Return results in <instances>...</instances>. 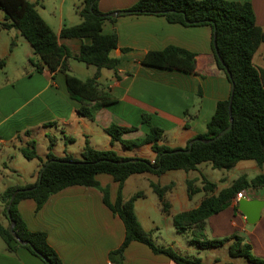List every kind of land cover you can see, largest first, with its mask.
<instances>
[{
  "label": "crops",
  "instance_id": "crops-1",
  "mask_svg": "<svg viewBox=\"0 0 264 264\" xmlns=\"http://www.w3.org/2000/svg\"><path fill=\"white\" fill-rule=\"evenodd\" d=\"M30 1L36 4L41 16L56 32L60 44L78 53L84 43L91 42L90 38H69L61 34L64 27L82 21L77 11L81 0ZM137 1L100 0L98 6L103 13L111 14L126 10ZM235 1L251 2L256 24L264 29V0ZM113 17L116 18L115 22L106 19L102 28L104 33L118 34V48L111 53L120 59L118 73L104 68L98 83L117 101L101 107L95 119L80 114V102L73 99L68 91L66 73L61 70L52 72L47 67L38 71L29 61L30 58L40 61L30 42L19 30L0 26V59L6 61L0 68V193L10 186L35 183L52 141V151L59 157L71 155L80 158L89 140L96 149L114 150L124 157L154 161L157 153L151 143L127 148L121 141L114 140L106 130L113 124L136 126L137 129L126 132L123 138H143L149 129L142 122L144 113L151 115L154 125L165 130L161 144L185 148L190 140L207 131V123L215 113L218 101L231 95L232 84L214 56V31L211 26H184L156 14L123 13ZM5 20V12L0 9V23ZM171 45L195 53L193 70L186 69L189 66L187 60L179 69L150 66L142 62L147 52L163 50ZM123 48L128 50L123 51ZM253 61L264 68V43L256 51ZM70 72L86 80L93 77L96 68L71 59ZM186 112L193 115L189 127H186ZM31 141L36 143L39 157L29 159L32 164L27 169L19 162L20 157L24 156L22 150ZM263 165L260 169H255L256 166L246 167L245 172L255 173L245 174L253 178L264 173ZM214 169L210 162H203L191 171L169 170L161 175L135 173L126 180L123 195L127 199L138 191L145 193L136 200L135 211L142 226L152 232L157 245L171 246L182 255L198 256L205 264H255L244 257H232L229 253L230 242L201 249L190 242L189 232L185 233L187 237L174 225L175 214L198 207L207 195L205 191H199L190 197L188 179L202 186L205 176L217 184L215 193L234 182L233 177L223 172L226 169H219V172ZM206 171L211 174L205 175ZM97 179L102 187L109 189L110 200L114 202L118 195V182L107 173L98 174ZM140 179L145 182L144 187L132 189L131 183ZM151 181L161 185L174 182L173 188L165 195L170 203L169 213L163 211L162 202L151 187ZM246 192L249 199L264 201V188H249ZM103 198V192L97 187L74 185L50 196L39 210H36L37 204L32 198L21 200L18 208L29 229L47 233L50 244L64 264H109L112 262L110 252L124 240L125 226ZM238 201L235 199L226 209L211 215L207 220L206 233L209 238L240 234L252 245L253 253L264 259V208L260 218L250 223L240 211ZM3 208L0 198V219L5 218ZM0 264L45 263L25 248L9 251L0 236ZM122 264L178 263L164 254L155 253L145 243L133 241L126 249Z\"/></svg>",
  "mask_w": 264,
  "mask_h": 264
},
{
  "label": "trees",
  "instance_id": "trees-1",
  "mask_svg": "<svg viewBox=\"0 0 264 264\" xmlns=\"http://www.w3.org/2000/svg\"><path fill=\"white\" fill-rule=\"evenodd\" d=\"M100 0H81L77 11L82 21L73 26L63 28L64 37L90 38L84 43L78 53H74L66 45L60 44L58 36L50 24L41 16L36 4L30 0H0V9L5 12V21L0 23L4 29L15 28L30 42L37 61L30 58L38 71L48 68L52 72L61 70L66 73V83L70 96L80 102L79 112L90 119H95L97 111L104 106L117 101V98L99 86L98 78L104 68L112 69L117 74L120 59L112 56V51L118 48V34L104 33L103 23L106 19L115 22L116 18L103 13L99 9ZM129 14H156L167 18L171 23L184 26L209 25L216 29L218 53L213 51L218 66L224 71L231 84L234 83L232 101L233 127L224 135L210 141H195L190 152L177 151L182 148H172L161 144L165 130L152 123L151 115L144 113L142 122L149 129L143 138L126 140V132L137 129L136 126L123 127L116 124L106 130L114 140H119L127 148L151 143L157 153L154 162L146 158H130L119 155L114 150L94 148L87 140L81 157L71 155L59 157L52 151L54 142L50 144L46 160H44L43 175L35 183L14 185L0 193L3 203V215L7 224L0 219V236L7 248L15 252L25 248L38 256L45 264H64L57 250L50 244L45 231L31 230L27 226L18 204L21 200L32 198L39 210L53 194L74 185L99 188L104 194V203L123 221L125 237L119 247L110 252L113 264H122L125 252L133 241L148 245L155 253L164 254L178 264H205L198 256H186L171 246L157 245L152 232L147 231L140 223L135 202L145 196L138 191L129 198L123 195L126 180L135 173H153L161 175L169 170L182 169L191 171L197 169L203 162H210L215 169H232L243 160H254L258 165L264 164V68L258 67L254 55L264 43V29L256 24L254 8L249 1L235 0H138L130 8ZM14 42L12 43V45ZM127 51L128 48H123ZM222 58L223 62L220 60ZM71 59L79 60L88 66H94L93 77L83 80L70 72ZM189 62L186 69L193 70L195 53L178 46H168L163 50L149 51L142 62L146 65L161 68H182L185 61ZM5 59H0V68L5 65ZM231 76L228 74V70ZM230 98L218 101L215 113L207 123V131L195 138H215L230 123ZM193 115L186 112V127ZM35 141H31L22 150L27 159L38 158ZM190 147L189 143L184 149ZM49 162V163H48ZM161 164V168L156 169ZM100 173H107L118 182L117 199L112 202L109 189L102 187L97 179ZM202 186H197L194 180H187L189 196L199 191H205L206 196L201 204L193 209L181 211L174 215L176 229L181 233L189 232L190 242L201 248L222 246L228 242L232 257H244L255 264H264V259L257 257L252 251V245L240 234L224 238H209L206 233L208 218L226 209L241 191L249 188H264V173L253 178L242 175L218 193L217 184L205 176ZM151 187L158 194L164 212H170V203L166 201V193L173 188L174 182L161 185L151 181ZM35 187V188H34ZM31 188V189H30ZM19 190L11 205V218L7 207L13 193ZM11 220L15 222L17 235L30 244H21L10 233Z\"/></svg>",
  "mask_w": 264,
  "mask_h": 264
},
{
  "label": "water",
  "instance_id": "water-1",
  "mask_svg": "<svg viewBox=\"0 0 264 264\" xmlns=\"http://www.w3.org/2000/svg\"><path fill=\"white\" fill-rule=\"evenodd\" d=\"M123 13H127V10H118V11H115V12L111 13L110 15L117 16V15H120V14H123ZM213 45H214L215 50L218 53L217 39H216V29L214 30ZM219 58L223 62L222 58L221 57H219ZM226 68L228 70L229 76H231V72L229 71L228 67H226ZM234 87H235L234 83H232L231 98H230V108H229V114H230V123H229V125L226 128H224L215 138H210V139L193 138L189 142L190 147L188 149L182 148V149H178L177 151L190 152L191 149H192V145H193V143L195 141L199 140V141H203V142H210V141H212V140L224 135L226 132H228L233 127V121L234 120H233V116H232L231 106H232V101H233ZM45 167H46V165L43 167V169H45ZM159 168H161V164L158 167H156V169H159ZM42 175H43V170L40 173V180L42 178ZM18 192H19V190H16L13 193V195L11 196L10 203H9V205L7 207V213H8V216L10 218H11V205H12V202H13V200H14V198H15V196H16V194ZM245 197L246 198H244V199H239V201H238L239 209L246 216L248 222L255 223L261 216V211L264 208V201L263 200H258V199H249L248 198V194H246ZM9 231H10L11 234H13L19 240V242L21 244H24V245L30 244L28 241L21 239L17 235V233L15 231V222L13 220H11V224L9 226Z\"/></svg>",
  "mask_w": 264,
  "mask_h": 264
},
{
  "label": "rangeland",
  "instance_id": "rangeland-1",
  "mask_svg": "<svg viewBox=\"0 0 264 264\" xmlns=\"http://www.w3.org/2000/svg\"><path fill=\"white\" fill-rule=\"evenodd\" d=\"M19 163H20L21 166L29 169L31 167L32 161L27 159L24 156H21ZM249 166H256L255 169L256 168L260 169L261 168L260 166H262V165H258L254 160H243L236 167L231 169L230 171H228V169H226V170H223V172H225L227 176L233 177L234 179H237L238 177H240L242 175H246L245 173H248L249 175H254L255 172H252V171L245 172V169H248L246 167H249ZM263 169H264V165H263ZM209 170H212V169L210 168ZM214 170H215V172H219V169H214ZM207 171L204 172L205 175L207 173H210V172H207ZM217 174H219V173H217ZM144 185H145V182L142 179H140V180H137L135 182H132L131 183V188L132 189H140V188L144 187ZM1 219H2L3 222H5L7 224V220L5 218H1ZM184 235L188 237L187 234L184 233Z\"/></svg>",
  "mask_w": 264,
  "mask_h": 264
},
{
  "label": "built area",
  "instance_id": "built-area-1",
  "mask_svg": "<svg viewBox=\"0 0 264 264\" xmlns=\"http://www.w3.org/2000/svg\"><path fill=\"white\" fill-rule=\"evenodd\" d=\"M246 194H247L246 191H241V192L238 193V196L236 197V199H241L242 197H245ZM109 264H113V263L112 262H109Z\"/></svg>",
  "mask_w": 264,
  "mask_h": 264
}]
</instances>
